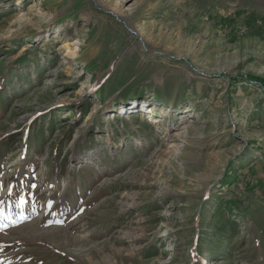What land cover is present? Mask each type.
<instances>
[{
  "label": "rangeland",
  "instance_id": "rangeland-1",
  "mask_svg": "<svg viewBox=\"0 0 264 264\" xmlns=\"http://www.w3.org/2000/svg\"><path fill=\"white\" fill-rule=\"evenodd\" d=\"M258 77L264 0H0V264H264Z\"/></svg>",
  "mask_w": 264,
  "mask_h": 264
},
{
  "label": "bare ground",
  "instance_id": "bare-ground-1",
  "mask_svg": "<svg viewBox=\"0 0 264 264\" xmlns=\"http://www.w3.org/2000/svg\"><path fill=\"white\" fill-rule=\"evenodd\" d=\"M59 48L61 50H68V52L72 53L73 55H77L78 54L77 51L70 49L69 46L66 45L65 43H61ZM155 111H157V110L154 109V108H151L149 110L150 113L155 112Z\"/></svg>",
  "mask_w": 264,
  "mask_h": 264
},
{
  "label": "trees",
  "instance_id": "trees-1",
  "mask_svg": "<svg viewBox=\"0 0 264 264\" xmlns=\"http://www.w3.org/2000/svg\"><path fill=\"white\" fill-rule=\"evenodd\" d=\"M256 79L259 80L262 83V85H264V77H258Z\"/></svg>",
  "mask_w": 264,
  "mask_h": 264
},
{
  "label": "water",
  "instance_id": "water-1",
  "mask_svg": "<svg viewBox=\"0 0 264 264\" xmlns=\"http://www.w3.org/2000/svg\"><path fill=\"white\" fill-rule=\"evenodd\" d=\"M120 20V19H119ZM135 34V32H133ZM139 39L141 40V38L139 37ZM142 42V41H141ZM142 45H143V42H142Z\"/></svg>",
  "mask_w": 264,
  "mask_h": 264
}]
</instances>
